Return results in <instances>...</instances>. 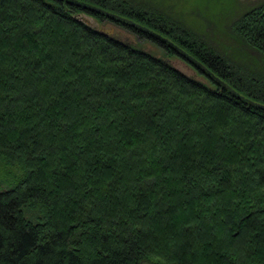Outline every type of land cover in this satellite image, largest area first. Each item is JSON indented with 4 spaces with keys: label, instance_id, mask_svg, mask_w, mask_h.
I'll return each mask as SVG.
<instances>
[{
    "label": "trees",
    "instance_id": "16d2710c",
    "mask_svg": "<svg viewBox=\"0 0 264 264\" xmlns=\"http://www.w3.org/2000/svg\"><path fill=\"white\" fill-rule=\"evenodd\" d=\"M143 260L264 264V0H0V264Z\"/></svg>",
    "mask_w": 264,
    "mask_h": 264
},
{
    "label": "rangeland",
    "instance_id": "374dc122",
    "mask_svg": "<svg viewBox=\"0 0 264 264\" xmlns=\"http://www.w3.org/2000/svg\"><path fill=\"white\" fill-rule=\"evenodd\" d=\"M241 3L245 6H252L254 5V3H257V2H260L262 0H240ZM85 19L88 18V21L89 23L96 27L97 29H99L100 27H103L107 30L110 29L111 25H108V24H102V23H99L97 22L93 17H90V16H86L84 17ZM172 64H174L178 69L180 68L182 71H184L185 73H187L188 75H193L197 78H200L202 79L203 77H201L200 74H198V72L196 71V69L191 65V64H188L184 59L182 58H173L172 59ZM204 79V78H203Z\"/></svg>",
    "mask_w": 264,
    "mask_h": 264
},
{
    "label": "water",
    "instance_id": "95a60500",
    "mask_svg": "<svg viewBox=\"0 0 264 264\" xmlns=\"http://www.w3.org/2000/svg\"><path fill=\"white\" fill-rule=\"evenodd\" d=\"M100 30L101 31H103V32H105L106 34H110V33H112L114 30H113V28H110L109 30H107V29H105V28H103V27H100ZM188 56V58L189 59H191V60H193L196 64H198L200 67H202L203 69H204V71L206 72V73H208V74H210V75H215V74H213L210 70H209V68L207 67V66H205L203 63H200L198 60H196L192 55H187ZM216 76V75H215ZM218 78V77H217ZM219 80H220V78H218ZM221 81V80H220ZM222 82V81H221ZM224 85H227L225 82L223 83ZM228 87L230 88V86L228 85ZM235 92V91H234ZM241 96V95H240ZM241 97H243V96H241ZM142 264H152V263H150L149 261H147V260H143V262H142Z\"/></svg>",
    "mask_w": 264,
    "mask_h": 264
}]
</instances>
